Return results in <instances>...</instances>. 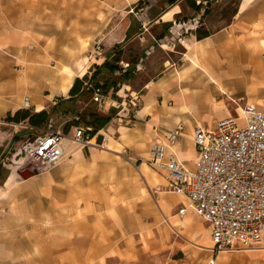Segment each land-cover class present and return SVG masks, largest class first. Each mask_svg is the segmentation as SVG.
Returning <instances> with one entry per match:
<instances>
[{"label": "rangeland", "instance_id": "obj_1", "mask_svg": "<svg viewBox=\"0 0 264 264\" xmlns=\"http://www.w3.org/2000/svg\"><path fill=\"white\" fill-rule=\"evenodd\" d=\"M168 1L0 0V28L26 32L19 45L0 50V113L7 109L34 114V107L30 111L22 109L24 97L30 96L35 104L36 98L43 100L51 96L50 104L60 105L59 111L53 114L50 111L48 116L54 121V129H61L71 138L68 119L81 114L82 123L90 125L96 133L94 147L108 149L114 137L108 129L120 125L117 119L92 103L85 89L86 94L78 103L69 101L61 105L60 100H68L71 95L69 92L68 96H61L60 89L69 77L68 72L77 71L81 62L86 63L88 73L76 74L73 81L82 80L83 87L85 76L94 74L96 60L100 59L95 56L98 45L104 49L105 57L111 52L110 64H115L118 57L125 64H115L119 71L115 77L109 69L101 71L102 83L107 87L109 80L121 81L122 70L132 69L140 55L144 59L142 69L150 77L161 71L166 58L175 61L176 53L168 56L156 48L150 49L148 42L144 45L137 40L128 43L124 55L122 45H118L117 51L113 46L130 24H136H132L133 20L145 19L153 12L152 8L161 10ZM187 1H193L196 6L204 2L208 12L205 23L212 30L230 22L241 0ZM189 17L192 19L191 15ZM151 32L159 34L161 28H153ZM175 47L176 51H181L180 47ZM145 48L149 53L143 54ZM235 85L227 81V86ZM237 101V105L232 104V113L248 102L246 98ZM252 104L264 109V101ZM10 116L2 118L10 124L12 134L8 152L0 155L2 168L12 166L21 181L46 173L32 171V162L21 150L27 136L33 139L40 134L47 128L48 120L38 126L24 123L15 128L14 124L22 120L10 121ZM101 117L112 119L98 129L96 123ZM19 128L22 132L16 134ZM74 146L78 148L77 144ZM121 152L113 153L109 159L98 166L94 164L84 175L78 176L81 182L74 188L77 197L71 200V205L55 208L52 214L46 206L42 221H36L37 200L30 201L26 208L19 207L18 200H11L7 212L0 213V264H264L262 250L218 252L197 245L204 235L211 239L208 224L192 213L185 217L177 215L181 199L169 193L162 177L154 175L151 182L142 172L141 164L146 163L148 156L138 158L129 150ZM4 177V173L0 174V179ZM185 219L192 223H182ZM196 233H199L197 238ZM85 236H91L95 244L86 256L75 245L76 240L84 244Z\"/></svg>", "mask_w": 264, "mask_h": 264}, {"label": "crops", "instance_id": "obj_2", "mask_svg": "<svg viewBox=\"0 0 264 264\" xmlns=\"http://www.w3.org/2000/svg\"><path fill=\"white\" fill-rule=\"evenodd\" d=\"M170 2L171 0L161 10L152 8L153 12L145 16V19L133 20L132 24L136 23V26L130 24L113 44L116 46L114 49H119L118 45H122L120 48L123 55L125 45L135 40L141 45L148 42L150 49L156 48L168 56L176 53L175 61L168 58L163 60L161 71L153 77L147 76L142 69L144 59L140 55L133 62L135 66L132 69L122 70L121 81L109 80V86L114 81L122 86L120 95L130 91L140 96L142 106L137 117L125 119L119 126L108 129L114 137L111 147L105 150L94 146L72 147L74 144L67 140V159L42 175L21 181L19 173L13 171L12 166L4 170L0 164V174L5 175L4 179H0V213L7 212L8 204L13 199L18 200L19 207L23 208L28 207L34 199L37 200L36 221H42L45 219L46 206L51 209L52 214L58 208L71 205V200L77 197L74 188L77 182H81L78 176L84 175L94 164L98 166L113 153L122 154L121 151L125 150L131 151L138 158L149 157L151 145L155 142L168 144L169 133L179 126L182 128L181 135L171 149L179 160L192 166L197 157L194 145L196 128L212 129L218 121L236 116L239 108L232 113V104L237 105V100L242 98H246L250 104L264 101V0H241L230 22L212 30L205 23L204 17L208 13L205 14L204 2H198L199 11L193 9V1L186 3L185 0H176L173 4ZM200 26V33L207 31L210 34L208 37L198 39L197 29ZM159 27V34L151 32L153 28L156 30ZM11 32L0 28V50L19 45L25 37L24 34L26 35L25 31ZM175 46L180 47L181 51H176ZM146 48L143 54L149 53ZM109 55H112L111 52L107 55L108 58L106 56L96 60V69L93 71L94 74L97 71L98 73L92 78L94 82L103 84L101 71L108 68L101 67L105 61L110 63ZM119 63L124 64V61ZM109 71L112 77L119 74L118 70ZM70 72L80 76L78 71ZM94 74L91 73L88 78ZM227 81L237 85L229 87ZM74 84L75 80L68 77L60 89V95L68 96ZM84 94L86 93L82 87L77 95L70 96L68 100H60L63 102L61 105L69 101L78 103V99ZM88 94L91 96L90 92ZM50 101L51 96L43 100L36 98L35 104L32 100L36 109L34 114L45 112L49 116L50 111L52 114L59 111L60 105L52 106ZM120 102L121 99L108 95L103 113L113 116L116 109H112V113L108 110ZM16 111L6 109L0 113V155L8 152L11 145L8 141L12 135L8 126L10 124L2 120L9 114L13 117ZM73 119L74 117L68 119L70 126L75 124ZM22 121L29 124L28 119ZM141 167L149 181L153 182L154 175L165 180L161 169L152 168L147 163ZM181 201L182 199L178 204ZM84 240V244L76 240L75 245L86 256L95 244L91 236H85Z\"/></svg>", "mask_w": 264, "mask_h": 264}, {"label": "built area", "instance_id": "obj_3", "mask_svg": "<svg viewBox=\"0 0 264 264\" xmlns=\"http://www.w3.org/2000/svg\"><path fill=\"white\" fill-rule=\"evenodd\" d=\"M199 25V22L196 23ZM95 56L105 57L101 45ZM125 69V68H123ZM93 75L83 82L91 93V101L103 112L108 95L121 99L113 115L117 123L135 119L142 106L137 93L120 95L121 85L93 82ZM57 104V103H55ZM24 110L33 109L30 96L23 99ZM72 137L54 129L48 119L47 128L33 139H27L21 154L32 162L31 170L48 172L58 166L66 154V140L82 147L93 146L94 129L75 115ZM24 121L14 124L15 128ZM179 126L169 133L168 144L155 142L146 163L164 172L167 189L182 199L177 215L192 213L208 224L214 251L258 249L264 251V110L246 102L236 116L218 121L212 129L198 127L194 132L197 157L192 166L179 160L171 149L181 135ZM19 128L15 133H21ZM142 165V164H141Z\"/></svg>", "mask_w": 264, "mask_h": 264}, {"label": "trees", "instance_id": "obj_4", "mask_svg": "<svg viewBox=\"0 0 264 264\" xmlns=\"http://www.w3.org/2000/svg\"><path fill=\"white\" fill-rule=\"evenodd\" d=\"M175 1L176 0H171L170 4L175 3ZM194 9L199 11L200 10V6H196V4H194ZM207 13L208 12L206 11L205 14H207ZM200 29H202L201 26L198 27V29H197L198 39H203V38L208 37L210 35L209 32H207V31H205L203 34H201L200 33ZM119 62H120V60H119V57H118V58H116L115 64H119ZM115 64H110L109 62L106 61L102 65L101 68H108L111 71H115V70L118 69ZM96 73H98V71ZM95 74L93 75V77L95 76ZM84 79L87 80L88 76H85ZM111 85L115 86V85H117V83L114 81V82L111 83ZM105 87H107V86L105 85ZM81 88H82V80L77 79L75 81V84H74L73 88L70 91V95L71 96L77 95ZM19 119H21V120H27L28 119L29 124H31L32 126H38L39 124H41L45 120H48L49 118H48V115L45 112L33 115V114H30L29 112H24L22 114L20 111L17 112L13 117L10 116V118H9L10 121L19 120ZM111 119H112V117H101V118H98L97 123H96L97 128L98 129H102L104 126H106L111 121Z\"/></svg>", "mask_w": 264, "mask_h": 264}, {"label": "bare ground", "instance_id": "obj_5", "mask_svg": "<svg viewBox=\"0 0 264 264\" xmlns=\"http://www.w3.org/2000/svg\"><path fill=\"white\" fill-rule=\"evenodd\" d=\"M77 71L79 72L80 76H83L86 73V64L85 62H81L79 63V65L77 66ZM75 73L73 72H68V76L70 77V79L74 78ZM237 104V103H236ZM96 138H94V140L92 141V145L94 146ZM67 142V140H66ZM72 142V141H71ZM73 143V142H72ZM69 144V143H68ZM74 144V143H73ZM72 144V145H73ZM69 148V147H68ZM69 151V150H68ZM24 160L26 161V159L24 158ZM17 171V170H16ZM13 177V176H12ZM191 217H186V219L190 220ZM184 220L182 223L186 224V222H191L192 221H188V220ZM189 224V223H188ZM190 226V225H189ZM188 226V227H189ZM191 227V226H190ZM199 236V233H196V238ZM197 245L201 246V247H205V248H212L213 243L211 242V239L209 238L208 235H204L203 236V241L198 242Z\"/></svg>", "mask_w": 264, "mask_h": 264}]
</instances>
